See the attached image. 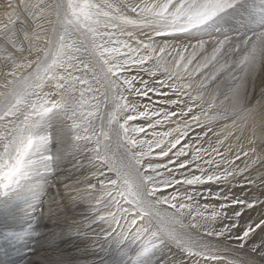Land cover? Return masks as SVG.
<instances>
[{
  "label": "snow or ice",
  "instance_id": "1",
  "mask_svg": "<svg viewBox=\"0 0 264 264\" xmlns=\"http://www.w3.org/2000/svg\"><path fill=\"white\" fill-rule=\"evenodd\" d=\"M239 3L7 0L0 211L30 213L19 239L48 219L49 246L86 241L40 264H105L113 246L112 264H264V102L248 90L264 32L247 49L213 38Z\"/></svg>",
  "mask_w": 264,
  "mask_h": 264
},
{
  "label": "bare ground",
  "instance_id": "2",
  "mask_svg": "<svg viewBox=\"0 0 264 264\" xmlns=\"http://www.w3.org/2000/svg\"><path fill=\"white\" fill-rule=\"evenodd\" d=\"M7 0H0V19H3V12ZM232 9H229L216 25V31L213 38H223L227 35L233 45L240 49H247L250 38H253L257 32L255 29L264 30V0L256 1L251 10L246 15L239 18L232 15ZM233 16V17H232ZM243 75V69L238 64L234 65L231 73L229 85L237 83ZM249 94L253 102H264V70H257L251 76L248 82ZM264 132L259 124L257 125V136ZM64 169H70L71 163H65ZM55 194V190H52ZM83 207L75 210H68V215H75L79 218V214L83 212ZM30 219V213L22 203H16L7 211H0V264H40L42 258L56 257L57 255H65L70 257H79L82 250L86 247V241L74 238L72 236L65 237L56 241V245L49 246L42 237L53 230V223L45 219L39 227V235L31 236L24 239L17 238L14 234L21 232L26 227ZM44 225H47L46 227ZM132 251L136 246L130 245ZM167 253H160L156 257V264H163L167 259ZM97 260H104L105 264H112L114 261H122L118 255L116 248L113 246L106 253H97ZM81 264H85L82 260ZM90 264V261L88 262Z\"/></svg>",
  "mask_w": 264,
  "mask_h": 264
},
{
  "label": "rangeland",
  "instance_id": "3",
  "mask_svg": "<svg viewBox=\"0 0 264 264\" xmlns=\"http://www.w3.org/2000/svg\"><path fill=\"white\" fill-rule=\"evenodd\" d=\"M256 1H260V0H240V3L237 7L233 8L232 11V15H236L237 18H239L242 15H246L247 13H249V11L251 10V7L254 6V4L256 3ZM233 17V16H232ZM257 33L260 32H264V30H257L255 29ZM256 33V34H257Z\"/></svg>",
  "mask_w": 264,
  "mask_h": 264
}]
</instances>
